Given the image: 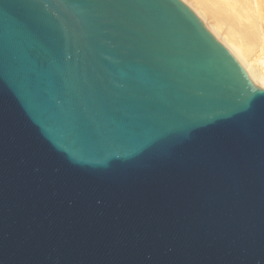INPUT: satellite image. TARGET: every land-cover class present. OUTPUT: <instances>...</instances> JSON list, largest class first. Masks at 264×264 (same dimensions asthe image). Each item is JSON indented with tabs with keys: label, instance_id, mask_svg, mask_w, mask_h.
I'll return each mask as SVG.
<instances>
[{
	"label": "water",
	"instance_id": "1",
	"mask_svg": "<svg viewBox=\"0 0 264 264\" xmlns=\"http://www.w3.org/2000/svg\"><path fill=\"white\" fill-rule=\"evenodd\" d=\"M0 264H264V90L183 0H0Z\"/></svg>",
	"mask_w": 264,
	"mask_h": 264
},
{
	"label": "bare ground",
	"instance_id": "2",
	"mask_svg": "<svg viewBox=\"0 0 264 264\" xmlns=\"http://www.w3.org/2000/svg\"><path fill=\"white\" fill-rule=\"evenodd\" d=\"M260 87L264 83V4L183 0Z\"/></svg>",
	"mask_w": 264,
	"mask_h": 264
},
{
	"label": "snow or ice",
	"instance_id": "3",
	"mask_svg": "<svg viewBox=\"0 0 264 264\" xmlns=\"http://www.w3.org/2000/svg\"><path fill=\"white\" fill-rule=\"evenodd\" d=\"M210 2H223V3H235V4H264V0H210ZM261 89L264 90V83L260 85ZM252 92L255 93L256 90L252 89Z\"/></svg>",
	"mask_w": 264,
	"mask_h": 264
}]
</instances>
